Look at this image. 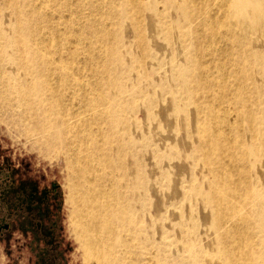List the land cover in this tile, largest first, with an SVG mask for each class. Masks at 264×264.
Segmentation results:
<instances>
[{
    "label": "bare ground",
    "instance_id": "6f19581e",
    "mask_svg": "<svg viewBox=\"0 0 264 264\" xmlns=\"http://www.w3.org/2000/svg\"><path fill=\"white\" fill-rule=\"evenodd\" d=\"M125 1L0 0V119L63 162L85 264H264V0Z\"/></svg>",
    "mask_w": 264,
    "mask_h": 264
},
{
    "label": "flooded vegetation",
    "instance_id": "af4514ba",
    "mask_svg": "<svg viewBox=\"0 0 264 264\" xmlns=\"http://www.w3.org/2000/svg\"><path fill=\"white\" fill-rule=\"evenodd\" d=\"M61 190L0 163V246L11 264H67Z\"/></svg>",
    "mask_w": 264,
    "mask_h": 264
},
{
    "label": "rangeland",
    "instance_id": "374dc122",
    "mask_svg": "<svg viewBox=\"0 0 264 264\" xmlns=\"http://www.w3.org/2000/svg\"><path fill=\"white\" fill-rule=\"evenodd\" d=\"M71 5L76 0H67ZM113 1V0H112ZM117 1V4L126 5V1ZM158 1V0H157ZM160 1V0H159ZM95 5H99L98 9L103 10L106 7V3L109 0H92ZM159 8H163L164 5L159 2L157 4ZM88 7L86 5L77 7V11L80 13H87ZM61 14H68V11L61 10ZM128 36L131 38V32H128ZM186 40V39H185ZM185 42V41H184ZM230 70V67L227 68ZM4 110H2L3 115ZM9 162L15 167L24 168L28 171V174L33 177H38L43 180L44 183H50L51 181L57 182L61 190V204L63 214V226H64V248L67 258V264H85L83 262V249L80 246V242L77 241L75 236L71 211L72 203L67 198L68 186H67V170L61 161V159L50 160L42 152L39 151L38 145L36 144L32 135L24 132L22 126L15 123H6L0 119V163ZM82 249V250H81ZM179 250L175 253H177ZM175 256V255H174ZM172 255L168 257L160 256L161 260L158 261L152 258L150 255H143L138 264H164V262L171 263ZM178 261L180 258L177 259ZM177 261V262H178ZM0 264H11L7 254L4 251L3 246H0ZM91 264H95L91 261Z\"/></svg>",
    "mask_w": 264,
    "mask_h": 264
}]
</instances>
